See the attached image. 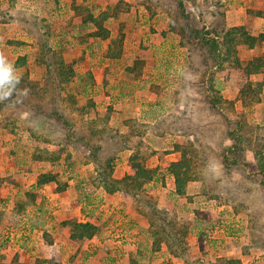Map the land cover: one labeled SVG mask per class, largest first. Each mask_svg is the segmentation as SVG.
<instances>
[{
    "label": "rangeland",
    "instance_id": "rangeland-1",
    "mask_svg": "<svg viewBox=\"0 0 264 264\" xmlns=\"http://www.w3.org/2000/svg\"><path fill=\"white\" fill-rule=\"evenodd\" d=\"M117 1L16 0L31 35L19 18L15 23L8 21L16 10L6 0L0 1L6 10L0 12V79L13 73L17 58L24 56L30 78L45 86L41 97L32 100H40L39 106L48 111L50 98L56 96V105L77 131L67 139L60 128L62 122L51 119L55 130L46 136L41 129L31 132L24 121L26 106L1 96L3 118L21 114L12 132L0 128V176L18 180L21 175L26 190L32 191L30 184L38 169L52 168L31 165L36 147L78 162L77 171H81V163L87 165L91 160L90 146L96 142L105 147L100 157L114 154L115 173L122 176L127 153L119 154L108 138L102 141L100 137L110 132L123 140L119 136L126 127L139 137L148 125L155 135L149 134L145 140L155 149L143 143L139 148L146 166L157 172V179L145 187L153 197L141 196L135 204L131 197L125 201L121 196L118 204L105 205L101 193L93 192L84 204L85 220L102 213L117 218L119 225L103 240L110 246L113 261L109 264H123L129 253L137 264H185L181 258L171 259L164 241L167 234L183 239L182 226L187 227L184 245L177 249L194 264L217 257L264 264V40L250 48L235 44L224 34L218 10L227 0H119L129 5L113 14ZM73 3L81 6L82 14L110 13L105 21L107 41L90 36L92 27L76 16ZM47 31L49 36L44 37L49 46L62 53L75 73L63 88L51 83L54 75L37 62V38ZM12 40L24 43H9ZM120 40L122 50L116 52L120 57H106L107 42ZM136 61L142 65L138 76L126 71ZM185 142L189 145L187 156L192 159V180L187 182L184 196H178L168 166L180 159L175 146ZM14 192L8 185L3 194L13 196ZM152 199L166 212L165 222L150 216L146 202ZM11 221L19 225L11 227L12 222L1 228L0 243H20L23 249L38 251L28 228L29 218ZM125 223L129 228L121 226ZM160 224L164 231L160 229L157 235L161 239L155 245L150 226L159 228ZM94 248V244L88 246L90 252Z\"/></svg>",
    "mask_w": 264,
    "mask_h": 264
},
{
    "label": "trees",
    "instance_id": "trees-1",
    "mask_svg": "<svg viewBox=\"0 0 264 264\" xmlns=\"http://www.w3.org/2000/svg\"><path fill=\"white\" fill-rule=\"evenodd\" d=\"M193 3V1H192ZM129 4L123 3L121 1L115 2L113 14H116L118 11H123V7L127 6ZM219 4L220 10H218V13L222 16L224 11V5ZM11 7V6H10ZM81 6H77L74 3L72 4V9L75 11L76 16H80L83 23H87L92 27V32H90V36L93 38H99L103 41H107L108 38V29L105 27V21L109 18V12H102L99 14V16L89 13V11H86L82 14ZM20 10L15 12V15L10 16V20L13 21L17 20L19 18L20 24L24 27V29L31 35L32 31L27 26L26 28V22L27 19L24 16H21ZM108 13V14H107ZM8 14V13H7ZM31 15V14H29ZM30 17H33L32 15ZM24 21V25H23ZM225 28L222 26V30ZM49 31L46 33L44 32L43 35L38 36L37 42L39 44V58L37 59V62L42 66H44L47 73L50 75L53 74L54 77H50L52 80L51 83H57V87L63 88V85L69 84L73 81L74 72H73V66L71 63H66L62 59V53L61 52H55V50L49 46L48 39L44 37V35H48ZM224 34L228 37L230 36L234 43L237 45H246L250 48L256 46V44L262 40H264V33H260L258 35H251L248 33V31L244 27H233V28H227L224 30ZM43 36V37H42ZM9 43L15 44V45H23L24 42L22 41H15L12 40ZM116 43V44H115ZM114 48H110L111 45H114ZM108 50L104 55L108 58H118L120 57V54H116V52H120L122 50V41H116V42H107ZM204 45V44H201ZM113 47V46H112ZM110 48V49H109ZM41 62V63H40ZM26 65V60L24 56H19L17 58V61L14 65V71L13 73H9L6 75V77L1 80L0 79V97H6V101L10 103H16V104H22L25 105L27 108V111H23L24 113H27V116L24 118V121H26V126L29 131L32 132L33 129H41V134L44 136L47 135V133H50L51 130H55L52 126V123L50 122L51 119L61 121L62 128L65 132V137L67 139L71 138V132L76 133L77 131H74V126L72 125L71 121L68 120V116L65 114V112L58 108L56 105V96H53L50 98L51 106L48 109V111L44 110L42 107L39 106V101L32 100L33 98H38L37 96L42 95L44 92V85L41 86L40 82L38 80H33L30 78L29 69L24 68ZM253 65V64H252ZM141 64L136 61L134 65L127 66L126 71L132 72L133 74L136 73L138 76L141 73ZM254 70H258L257 66H254ZM259 72V70H258ZM56 79V80H55ZM33 97V98H32ZM41 97V96H39ZM28 101H26V100ZM72 99V105L75 103L76 97L71 98ZM75 100V101H74ZM30 101V102H29ZM55 102V105H53ZM1 104V103H0ZM34 104V105H32ZM76 106V105H75ZM1 109V105H0ZM16 110L22 109L15 108ZM33 109V114L29 113L28 110ZM83 110V108H81ZM78 110V108H77ZM29 113V114H28ZM21 114V113H20ZM20 114H17L16 117ZM35 114V115H34ZM14 117L13 115L6 116L3 118L2 115H0V128H5L6 131L12 132L14 127L16 126V121L19 118ZM32 117L36 118L35 121L32 120ZM2 119V121H1ZM26 119V120H25ZM32 120V121H31ZM146 126V125H144ZM30 132V133H31ZM35 133V132H34ZM134 132H128L126 134H120V138L123 140H119L116 135H110V132H105L100 137L102 141H104L105 138H108L110 143L115 144L119 148H127L131 150V155L128 158V167L131 170L130 173H126L121 178L116 179L112 176L113 169L112 165L115 160L114 154L110 155H104L100 157L98 154L100 151L105 150V147L103 144L96 142V144L90 146V159L96 164L97 167V175H98V181L99 184L104 188V190L108 193H113L116 191L125 192L128 195H130L134 200L135 204H137L140 201V197L143 196L145 198L151 199L153 196L148 194L145 187L152 183L157 179V172L154 168H148L146 166V160L144 159L143 155L140 152L139 146L142 145V142L140 139L134 140L131 137H134ZM140 137V136H139ZM76 139H82V137H78ZM91 138L89 139L88 145H90ZM189 147L187 142L175 146L176 151L180 153V159L177 161H173L168 166V173L173 177V185H174V191L178 196H184L185 190H186V184L188 181L192 180L191 177V169H192V159L187 156L188 149L186 147ZM59 149V148H58ZM62 152L63 150H60ZM60 153L56 154L51 152L50 150L46 148H39L36 147L35 150L31 153L30 159L32 161H54L60 159ZM261 168H263V165H261ZM56 177L54 174L51 173H42L38 177L37 180V186L43 185L45 183L49 182H55ZM60 187H58L59 189ZM32 199L34 198V195H29ZM149 213L151 217H158L162 219L165 222L166 216L163 210H159L156 206V202L154 199L152 201L146 202ZM22 207V206H21ZM63 224L69 228L70 232V238L73 241H76L78 243H82L84 240H88L92 238L95 234L98 233L99 227L97 224L91 221H85V222H79L75 219H69L67 221H64ZM161 224L160 227L157 228V226H150V230L153 231L154 236L156 237L154 242L155 245L160 242L161 237L157 234H160L161 230ZM187 227L182 226L180 229L181 235H183V239L177 240V235L170 236L169 234L165 235V242L167 243V247L169 246L170 254L174 257H177L178 259L181 258V260L185 264H194L193 262H190L189 258H187L183 253L178 252L177 245L180 248H183L184 245V237L186 234ZM164 231V230H163ZM183 240V242H182ZM177 242V243H176ZM158 250L160 249L159 246H157ZM48 263L50 264H57L53 260H48ZM137 264L134 258H130V264ZM196 264H242L240 259L237 258H226V257H217L212 260H209L207 263H196Z\"/></svg>",
    "mask_w": 264,
    "mask_h": 264
},
{
    "label": "crops",
    "instance_id": "crops-1",
    "mask_svg": "<svg viewBox=\"0 0 264 264\" xmlns=\"http://www.w3.org/2000/svg\"><path fill=\"white\" fill-rule=\"evenodd\" d=\"M6 2L8 5L10 4L9 6L12 9L18 11L16 0H6ZM1 4L2 2H0V6ZM224 7L223 15L221 16L224 30L233 27H244L251 35H258L264 32V0H227ZM4 11L6 10L0 7V12ZM9 22L11 23V21ZM12 22L15 23L17 21L13 20ZM123 124L125 125V123ZM144 128L145 131L140 134V137L135 136L131 138L134 140L140 139L145 146L155 149V147L145 140L147 135H155V132L151 131L148 125L144 126ZM128 132L129 128L126 127L124 134ZM112 148H115L114 151H117L119 154L122 152L127 153L124 163L125 172L122 176L130 173L131 170L127 164L132 151L127 148L121 149L115 144H112ZM150 156L153 157V155ZM30 162L32 163L31 165L50 166L52 168L38 169L32 182L34 185L30 184L31 188H34L32 191L26 190L28 186L24 185L21 179L23 176L21 175L18 180H10V178H2L3 176H0V229L6 224L12 223V219L26 216L30 222V224L28 223L30 233L32 237L36 238L38 242H35L40 248L35 252V250L23 249L20 243L1 242L0 264H50L48 260H53L57 264H109V262L113 261V259L111 260L112 255L108 248L109 244L108 246L105 245L103 240L107 233L119 225L117 218L115 219L111 213L107 215L102 213L101 217L98 216L93 220H85L83 219L84 204H86L87 198L93 196V192L94 195L101 193L103 197L102 201L105 202V205H108L106 202L118 204L117 199L121 196H124L121 199L125 197L130 199L131 196L121 191L106 192L99 184L97 167L91 160H89L87 165L85 162L81 163L84 167L81 171H77L76 165L78 162L74 163L69 158H60L54 161H32L30 159ZM114 162L111 166L113 169L112 176L119 179L122 176L116 175V164ZM90 170H93V174H90ZM83 172L86 173L85 177L82 176ZM42 173L54 174L56 181L37 186L38 177ZM8 185H11L15 189L13 196H9L11 195L9 193L3 194ZM58 187L60 188L58 189ZM28 194L34 195V198L32 199ZM126 198L124 199L125 201H127ZM1 199L4 200L2 201ZM121 199L119 202L122 201ZM129 204L131 203L129 202ZM69 219H75L79 222H94L98 225L99 231L92 238L78 243L70 238L69 228L63 224L64 221ZM17 225L19 224L13 222L11 227L16 228ZM121 226L129 228V225L126 223ZM93 244L95 245L94 251L90 252L88 246ZM170 257L171 259L178 260L177 257L172 255ZM130 258H134V255L131 253L127 254L123 259V264L125 262L126 264H130Z\"/></svg>",
    "mask_w": 264,
    "mask_h": 264
}]
</instances>
